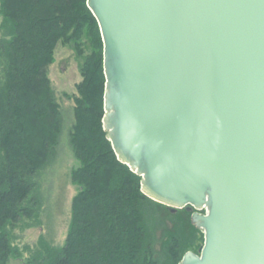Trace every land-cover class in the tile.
Returning <instances> with one entry per match:
<instances>
[{
  "label": "water",
  "instance_id": "1",
  "mask_svg": "<svg viewBox=\"0 0 264 264\" xmlns=\"http://www.w3.org/2000/svg\"><path fill=\"white\" fill-rule=\"evenodd\" d=\"M104 43V128L142 192L194 211L201 253L264 264V0H87Z\"/></svg>",
  "mask_w": 264,
  "mask_h": 264
},
{
  "label": "trees",
  "instance_id": "2",
  "mask_svg": "<svg viewBox=\"0 0 264 264\" xmlns=\"http://www.w3.org/2000/svg\"><path fill=\"white\" fill-rule=\"evenodd\" d=\"M0 1V264L23 257L12 231L38 218V181L63 133L48 75L59 43L83 57L69 136L78 192L64 246L41 239L29 263L180 264L186 253L198 254L204 233L192 222L194 211H173L145 196L142 178L113 149L104 128V43L87 0Z\"/></svg>",
  "mask_w": 264,
  "mask_h": 264
},
{
  "label": "rangeland",
  "instance_id": "3",
  "mask_svg": "<svg viewBox=\"0 0 264 264\" xmlns=\"http://www.w3.org/2000/svg\"><path fill=\"white\" fill-rule=\"evenodd\" d=\"M3 21L4 18L0 15V27ZM2 38L3 32L0 31V41ZM82 65L83 57L72 46L58 44L48 75L61 105L64 129L55 158L42 172L38 181L39 196L42 198L38 218L26 220L12 231L13 244L21 250L23 257L13 258L8 264H30L29 258L36 253L41 239L58 248L63 247L66 242L73 199L78 192L77 186L71 179V172L78 166V162L69 136L75 122V97L79 95L78 86L84 80ZM161 235L159 231L157 240ZM156 249L161 250L159 242L156 244ZM200 253L201 250L198 255Z\"/></svg>",
  "mask_w": 264,
  "mask_h": 264
}]
</instances>
